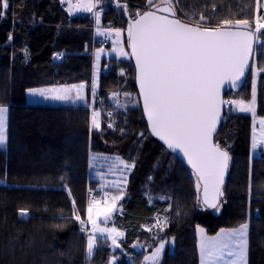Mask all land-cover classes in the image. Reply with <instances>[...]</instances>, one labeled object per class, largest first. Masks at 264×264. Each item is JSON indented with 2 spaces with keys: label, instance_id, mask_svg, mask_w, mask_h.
Returning a JSON list of instances; mask_svg holds the SVG:
<instances>
[{
  "label": "trees",
  "instance_id": "1",
  "mask_svg": "<svg viewBox=\"0 0 264 264\" xmlns=\"http://www.w3.org/2000/svg\"><path fill=\"white\" fill-rule=\"evenodd\" d=\"M160 3L206 28L225 19L254 25L257 14V0H98L96 9L104 28L128 32L130 18ZM8 5L0 17V105L9 106L7 143L0 146V178L8 182L0 184V264H110L115 256L116 264H132L107 238L98 239L88 258L87 233L75 219L78 214L86 221L88 192L101 183L90 175L96 153L118 154L134 164L124 211L114 219L126 232L125 245L142 241L153 248L173 239L174 251H166L160 264H200L197 225L214 234L247 223V264H264V148L252 147L254 121L264 118V42L257 55L254 114L230 111L231 104L215 137L231 154V165L221 201L210 209L193 170L151 133L131 57H105L92 93L93 53L102 44H94L88 15H72L63 0ZM261 36L264 41V29ZM79 83L86 85L85 104L27 100L29 88ZM253 86L252 68L227 100L250 103ZM98 96L103 100L97 102ZM91 105L98 109L99 129L91 124ZM158 217L167 222L162 231L153 226Z\"/></svg>",
  "mask_w": 264,
  "mask_h": 264
},
{
  "label": "snow or ice",
  "instance_id": "2",
  "mask_svg": "<svg viewBox=\"0 0 264 264\" xmlns=\"http://www.w3.org/2000/svg\"><path fill=\"white\" fill-rule=\"evenodd\" d=\"M8 6V0H0V17ZM82 10L91 12L92 6H86ZM96 18L99 20V13ZM204 19L201 15L200 20ZM262 19L264 18L259 15L257 0L256 32L264 29ZM233 24L247 28L250 21L225 19L214 27L201 29L181 23L178 19H169L167 16L147 11L128 28V40L138 68L143 108L147 113L151 132L165 141L170 149L181 150L187 157L188 163L196 170L198 179L203 181L204 203L211 202L210 206L213 208L216 207L214 201L223 194L221 185L230 159L227 151L221 149L218 143H213L220 105L224 103L219 97L220 85L225 79L235 85L244 75L249 56L253 53V32L225 27ZM119 34L117 30V35ZM73 88L76 89L74 97L69 94L71 89H62L61 94L51 96L49 93L53 90L50 89L28 91L30 95H39L45 99H84L80 91L83 85ZM94 91L95 86L93 93ZM255 99L253 88L251 102L245 104L243 100L238 101V110L254 113ZM6 111L5 107L0 106V145H4L7 139ZM98 115L99 113L93 111L91 117V124L97 129L100 127ZM252 147H257L255 141ZM120 164L124 168L134 167V164L129 165L123 161ZM123 198L121 192L120 195L112 197L110 202H106L105 206L96 200L87 204V220L92 225L86 248L89 257L96 246L98 233H108L113 246L119 247L117 237H122L124 233L115 228H99L97 219L103 217L104 222H107L110 214L117 210L116 202ZM24 215L26 213L21 212V216ZM75 219L84 230L85 221L78 214H75ZM247 231L248 224L244 223L236 229H222L219 235L202 239L199 246L202 264L204 258L215 261L224 256L234 257L231 264H247ZM170 242L158 241L159 246L152 255L145 257L146 264H158L165 244Z\"/></svg>",
  "mask_w": 264,
  "mask_h": 264
},
{
  "label": "rangeland",
  "instance_id": "3",
  "mask_svg": "<svg viewBox=\"0 0 264 264\" xmlns=\"http://www.w3.org/2000/svg\"><path fill=\"white\" fill-rule=\"evenodd\" d=\"M64 2V0H63ZM259 2V15L264 18V11H262V9L264 10V8L262 7L263 4L261 3L260 0H258ZM66 5L67 10L69 11V9L71 8V11H69V13H71L72 15H76L79 13H86L88 11H84L82 9H84L86 6L91 5L92 6V11L91 12H95V7L96 4H98V0H68V2H64ZM257 15V14H256ZM256 17V16H255ZM100 17L98 20V27L95 29V33L97 35H103L104 32H107L109 34V41L110 43H106V44H102L100 48H97L94 53H93V67H94V73H95V78L98 79L100 72H101V63L102 60L105 57H117V58H130L131 54H130V50L128 48V41H127V33L126 31H123L121 29H117V28H113V27H105V31L103 30V26L102 23L100 21ZM261 23H264V19L261 20ZM254 25L253 28H255V19L253 22ZM99 30V31H98ZM117 30H119V35H117ZM261 31L256 32V36H257V41H256V54H255V60H254V64H253V73H254V89H255V83L257 80V55L258 52L261 48V46H263V38L261 36ZM111 44V46H110ZM110 46V47H108ZM124 53V54H122ZM94 79V82L97 80ZM93 82V83H94ZM83 85V88L80 89L82 96L84 97V99H72V100H67V101H61V100H56V99H45L44 97H42L43 101H46L47 103H50V106H54V105H76V104H85L87 103L84 102V100L86 99L85 95V90H86V86L84 84H80ZM79 84H72V85H59L53 88H46V87H40L41 89H50L53 90L52 92L49 93V95L51 96L53 95H57V94H61L60 90L62 89H71L70 91V95L71 96H75L76 94V89L73 88V86H80ZM95 92V91H94ZM92 93H93V88H92ZM231 95V94H230ZM231 97V103L230 106L232 104V108L230 109V111H239L238 107H237V102L240 100H236V98L234 96H230ZM58 103V104H56ZM245 104H248L247 102H244ZM230 108V107H229ZM254 108H255V104H254ZM97 113V111H95ZM241 112V111H240ZM248 113V112H245ZM252 115L254 113H251ZM97 121L100 124L101 119L97 116ZM262 121H264V118H256L253 124V134H252V139L253 142L255 141V143L257 144V147L254 149V151H258L261 148H264V143H262V141H264V123H262ZM120 161H123L129 165H132L130 163H128L126 160H124L120 155L118 154H113V155H104V154H93L92 158H91V163H90V175L92 178L94 179H98L100 180V185L97 188H91L90 191L88 192V197H87V204L89 203L90 198H89V194L91 193H96L97 194V200L96 201H100L102 206H105L106 202H110L111 198L114 196H118L121 194V192H123V196L124 198L122 200H118L116 202V211H114L113 213L110 214V218L107 222H104V218L100 217L99 219H97V226L99 228H106V229H112L115 228L117 229V231L119 232H123L124 235L122 237H117V244L119 245V247H115L112 244V240L109 237L108 233H104V234H97L96 236V246L94 248V251L92 253V255L89 257L88 254V258H92L93 255L95 254V251L97 249V245H98V239L99 238H107L110 241V247L113 251H120L123 252L124 254H126L127 256L129 255V259L131 261L132 264H146L145 262V257L146 256H151L152 253L155 251L156 247L159 246V243H157V245H155L153 248H151V245H147L146 246L149 247V250H146L143 252L142 257L139 259L135 258L134 256L138 255L136 254V251L132 248V245L135 244L133 243L131 246H127L125 245V239H126V232L124 229L118 227L115 224V216L116 214H121L124 211L123 208V201L124 199L127 197V191L126 188L128 186V181H129V176L130 173L132 171V167L131 168H124L122 164H120ZM126 181V183H125ZM0 184H8V182L2 178H0ZM221 207V205H220ZM218 212V211H216ZM167 222L164 221L163 217H158L156 219V221L154 222V227L155 228H163V224H166ZM148 228V227H147ZM238 228V227H237ZM91 229H92V225L91 222L87 220V214H86V221H85V226H84V230L87 233V238L88 235L91 233ZM201 229H203V233H201ZM223 230L227 231L230 229H236V228H222ZM220 229L217 233L211 234L207 232V229L205 226H203L202 224L197 225V239H198V247L200 246V242L202 239L204 238H212L215 237L217 235H219L221 233ZM248 232V231H247ZM247 240H248V234H247ZM166 241H171L170 243H166L165 244V248L163 249L160 257H159V261L158 264L161 263L162 259H163V255L166 251H170L173 252L174 251V240L173 239H162L159 240V242H166ZM142 242V241H139ZM129 248H131L132 250H134L133 253L130 252ZM151 248V249H150ZM140 254V253H139ZM199 256H200V264H202V258L200 255V248H199ZM116 257V256H115ZM112 257L110 260V263L112 261L113 258ZM232 259H234V257H228V256H224L222 258H219L218 260H210L209 258H204V264H231ZM247 262H248V250H247Z\"/></svg>",
  "mask_w": 264,
  "mask_h": 264
},
{
  "label": "water",
  "instance_id": "4",
  "mask_svg": "<svg viewBox=\"0 0 264 264\" xmlns=\"http://www.w3.org/2000/svg\"><path fill=\"white\" fill-rule=\"evenodd\" d=\"M147 11H152L154 12L156 15H162V16H167L169 19H178L180 20L181 23H185V24H189L190 26H193V27H200L201 29L203 28H206V27H202L200 25H197V24H191V23H188L182 19H180L179 17H177V14H176V11L174 9V7L169 4V3H160L158 5H155L153 8L147 10ZM145 11V12H147ZM145 12L133 17V18H130L129 19V25H132L134 24L135 20L139 19L140 16H142ZM226 28H231L232 30H240V31H248V30H251L253 32V53L249 56V59H248V63H247V66L245 68V72H244V75L242 77H240V79L236 82L235 85H232L231 84V81L225 79L221 85H220V89H219V97L220 99L224 102L220 105V113H219V120H218V123L216 125V132L213 133V143H216L215 141V137L221 127V124L224 120V116H225V99L227 97V94L232 91V92H238L241 90V88L244 86L251 70H252V67H253V64H254V60H255V53H256V33H255V30L253 29L252 25L250 24L247 28L243 27V26H236L235 24L231 25V26H228L226 25L225 26ZM263 30V29H261ZM127 41H128V48L130 50V54H131V59L133 60L134 64H135V68H136V84H137V88H138V92H139V96H140V100H141V105H142V109H143V112H144V115H145V118L148 122V126H149V129L151 131V125H150V122L148 120V117H147V113L145 112L144 108H143V96L140 92V86H139V79H138V68L136 66V60H135V57L134 55H132V49H131V45L129 43V40H128V33H127ZM152 133V132H151ZM153 134V133H152ZM153 136L158 139L169 151H171L172 153L176 154L179 158H181L185 164L187 166H189L193 172L196 174L197 176V173H196V170L194 168H192L191 164L188 163L187 161V157H185L181 150H174V149H170L167 145V143L163 140H161L159 137L155 136L153 134ZM221 147V146H220ZM221 149L225 150L228 152V155L230 157L229 161H228V166H227V169L224 173V177H223V183L221 185V191H223V187L227 181V178H228V174H229V171H230V165H231V154L229 153V151L223 147H221ZM198 178V177H197ZM199 190H200V198L203 202V204L210 208V209H215L220 201H221V198H222V195L219 196L216 201H214L216 203V207L213 208L210 206L211 202L209 204H206L204 203V191H203V181L202 180H199ZM132 248L136 251V254H139V253H142L146 250H149V247L145 245L144 242H136L135 244L132 245ZM117 257H115V259H112L111 263L110 264H116L117 262Z\"/></svg>",
  "mask_w": 264,
  "mask_h": 264
},
{
  "label": "crops",
  "instance_id": "5",
  "mask_svg": "<svg viewBox=\"0 0 264 264\" xmlns=\"http://www.w3.org/2000/svg\"><path fill=\"white\" fill-rule=\"evenodd\" d=\"M90 13H93V12H86V13H84V14H90ZM79 14H82V13H79ZM96 34V33H95ZM96 76H95V73H94V71H93V76H92V86H95V89H96V81L94 82V79H97V78H95ZM98 80V79H97ZM94 82V83H93ZM81 83H79V85H80ZM56 86H59V85H50V86H46V88H53V87H56ZM86 86V85H85ZM42 88V87H41ZM41 88H37V87H34V88H29V89H41ZM28 89V90H29ZM27 90V100H28V102L29 103H31V104H41V105H51L50 103H47L46 101H43L42 100V97L41 96H39V95H30L29 94V91ZM85 93H86V95H85V97H86V99L84 100V102H86L87 101V90H85ZM53 95V94H52ZM47 100V99H46ZM56 104H58V103H56ZM76 105H78V104H76ZM0 106H3V107H5L6 109H7V111H6V114H5V123H6V137H7V127H8V122H9V106L8 105H0ZM54 106H57V105H54ZM6 143H7V139H6V142H5V144L4 145H0V146H5L6 145Z\"/></svg>",
  "mask_w": 264,
  "mask_h": 264
},
{
  "label": "built area",
  "instance_id": "6",
  "mask_svg": "<svg viewBox=\"0 0 264 264\" xmlns=\"http://www.w3.org/2000/svg\"><path fill=\"white\" fill-rule=\"evenodd\" d=\"M96 12L95 13H92V14H89L88 15V19L89 21H91L94 25V29H96L97 27V18H96ZM109 41V34L107 32H104V34L102 36H94V44L95 43H100V44H106L108 43ZM257 45V44H256ZM62 57V54L60 55ZM104 72H107V70H104ZM97 102H100L102 101V96H98L96 99H95ZM91 109H94V105H91L90 106ZM229 107H230V101H227L226 104H225V109L226 110H229ZM89 198L90 200H97V194L96 193H91L89 194Z\"/></svg>",
  "mask_w": 264,
  "mask_h": 264
},
{
  "label": "bare ground",
  "instance_id": "7",
  "mask_svg": "<svg viewBox=\"0 0 264 264\" xmlns=\"http://www.w3.org/2000/svg\"><path fill=\"white\" fill-rule=\"evenodd\" d=\"M259 9H260V7H259Z\"/></svg>",
  "mask_w": 264,
  "mask_h": 264
}]
</instances>
